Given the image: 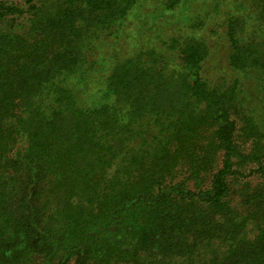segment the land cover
Returning a JSON list of instances; mask_svg holds the SVG:
<instances>
[{
    "label": "trees",
    "instance_id": "16d2710c",
    "mask_svg": "<svg viewBox=\"0 0 264 264\" xmlns=\"http://www.w3.org/2000/svg\"><path fill=\"white\" fill-rule=\"evenodd\" d=\"M25 1H0L29 16L0 31V264H264V0L214 78L195 36L120 51L146 0Z\"/></svg>",
    "mask_w": 264,
    "mask_h": 264
},
{
    "label": "rangeland",
    "instance_id": "374dc122",
    "mask_svg": "<svg viewBox=\"0 0 264 264\" xmlns=\"http://www.w3.org/2000/svg\"><path fill=\"white\" fill-rule=\"evenodd\" d=\"M27 10L25 0H0ZM48 0H33L40 5ZM169 0H146L142 7L132 11L123 26L124 37L115 42L123 54L132 52L136 46L150 47L161 44L162 39L170 36H195L205 40L209 45V58L206 60L203 75L207 78L218 77L220 74H231L228 60L231 54L230 43L227 38V22L230 14H244L250 0H173L175 8L164 10V3ZM29 16L24 14L15 19L7 18L0 23V31L4 33H20L29 26ZM194 27V28H193ZM121 39V40H120ZM113 41V40H112ZM247 85L248 93L242 95L239 104L246 114H256L253 105L257 84L251 80ZM70 264H75L72 260Z\"/></svg>",
    "mask_w": 264,
    "mask_h": 264
}]
</instances>
